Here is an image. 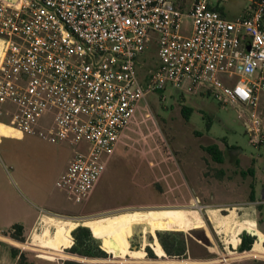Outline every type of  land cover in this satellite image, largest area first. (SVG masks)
Here are the masks:
<instances>
[{
  "label": "built area",
  "instance_id": "1",
  "mask_svg": "<svg viewBox=\"0 0 264 264\" xmlns=\"http://www.w3.org/2000/svg\"><path fill=\"white\" fill-rule=\"evenodd\" d=\"M248 1L229 21L210 0H0V119L75 147L55 186L77 204L92 195L139 106L168 86L234 107L258 146L264 0ZM153 42L157 55L142 62Z\"/></svg>",
  "mask_w": 264,
  "mask_h": 264
},
{
  "label": "rangeland",
  "instance_id": "2",
  "mask_svg": "<svg viewBox=\"0 0 264 264\" xmlns=\"http://www.w3.org/2000/svg\"><path fill=\"white\" fill-rule=\"evenodd\" d=\"M210 4L234 21L249 1L210 0ZM191 31L192 21L186 17L183 33L190 35ZM3 45L0 39V56ZM157 51L153 42L141 61L149 63ZM144 73L138 70L141 80ZM260 102L264 125V92ZM184 108L191 111L188 120ZM48 123L49 116L43 121ZM0 134L15 137L0 143V235L30 242L29 249H23L0 239V257L8 253L15 258L12 253L16 252L18 264L74 261L51 254L47 239L64 225L73 224L92 229L100 249L116 260L88 264H155L151 259L164 254L157 233L170 235L182 256L166 254L186 259L179 264H264V234L260 231H264V143L254 146L237 110L214 95L188 94L168 86L148 96L110 158L95 194L81 204L55 186L75 147L51 143L2 123ZM214 144L224 154L222 164L203 149ZM86 147L82 144L79 149ZM249 168L255 175L243 176ZM252 184L255 201L250 198ZM20 200L27 205L34 202L31 215L33 210L39 212L23 241L12 237V227H5L8 210L18 206L27 210ZM48 210L68 215L56 216ZM245 231L256 233L259 240L251 252L243 254L239 246ZM72 232L66 241L72 244L74 240V245ZM104 252V258H109Z\"/></svg>",
  "mask_w": 264,
  "mask_h": 264
},
{
  "label": "trees",
  "instance_id": "3",
  "mask_svg": "<svg viewBox=\"0 0 264 264\" xmlns=\"http://www.w3.org/2000/svg\"><path fill=\"white\" fill-rule=\"evenodd\" d=\"M215 10L221 12L218 8H215ZM190 112L191 111L187 108L183 109V114L187 120L190 117ZM203 149L207 154L211 156L213 161H215L216 163L222 164L224 162V154L218 145L214 144V145L206 146ZM248 174L254 176L255 172L252 168H249L246 172H242L243 176H247ZM255 197H256V187L254 184H252L250 198L253 201H255L254 200ZM72 233L75 239V244L73 245L74 243L73 240V243L71 245H62L59 248V253L62 260H74V261H67L65 264L116 262L114 255L102 247V249L110 255L109 258H104L107 257V255L104 251L100 249L99 244L93 239L94 232L92 229L81 226V227H77ZM23 234H24V230L22 226L15 225L13 227L12 237L16 238L17 240L23 241L22 240ZM158 236H159V240L163 245L162 248H164L163 249L164 254L162 256H158L156 259H151L155 264H179L186 261V259H176V258L168 257L167 254L171 257L174 256L180 257L182 256V254L178 253L175 250L176 244L171 241L170 235L158 234ZM0 239L10 243L15 247L27 249L26 247L27 243H22L12 238L4 237L2 235H0ZM256 244H257V237L252 236L247 232H244L241 236V244L239 246V252L243 254L249 253L254 249ZM69 249H71L70 250L71 253L68 252ZM13 254L16 258L18 257V254L16 252H13ZM150 254L152 255L151 252ZM80 262H84V263H80Z\"/></svg>",
  "mask_w": 264,
  "mask_h": 264
},
{
  "label": "crops",
  "instance_id": "4",
  "mask_svg": "<svg viewBox=\"0 0 264 264\" xmlns=\"http://www.w3.org/2000/svg\"><path fill=\"white\" fill-rule=\"evenodd\" d=\"M210 7L212 8L211 4H210ZM215 9V8H214ZM201 94H204V93H201ZM0 123L4 124V125H7L5 121H3L2 119H0ZM8 126V125H7ZM9 127V126H8ZM11 128V127H10ZM13 129V128H12ZM6 139H15V137H9V136H5V135H1L0 134V143L3 142L4 140ZM66 170V168H65ZM63 170L60 175L65 171ZM59 175V176H60ZM58 176V177H59ZM103 177V176H102ZM102 179V178H101ZM101 181V180H100ZM99 181V183H100ZM98 183V185H99ZM98 185L96 186L95 190L93 191L92 195L90 196L93 197V195L95 194L97 188H98ZM262 193V192H261ZM263 195V199H264V193H262ZM20 202L22 203L21 205H24L25 208L27 210H23L21 211V209H19V206L14 209L13 211L12 210H8L6 213H5V216H6V221L7 224L5 227H13L15 225H20L23 227V230L24 232L26 233V231L30 230L33 225L35 224L36 220H37V217H38V213L39 212H35L33 209L32 211V215L30 214V206L31 208H33L35 206L34 202H30L31 204L30 205H27L25 202H23V200H20ZM256 203V202H254ZM261 204H264V202H262ZM260 205V204H259ZM35 208V207H34ZM255 206L252 207L253 210V214H256V211H255ZM49 213H51L52 215H56V216H60V215H68V214H64V213H60V212H57V211H50L48 210ZM14 214V215H13ZM30 215H31V218H30ZM13 216H15V218H13ZM13 218V220H12ZM55 218V217H53ZM15 219V220H14ZM57 220H62V221H69V222H74L72 219H69V220H63V219H58V218H55ZM256 221H257V226H258V220L257 218H255ZM31 223V224H30ZM65 226V227H64ZM63 228H61L60 231H56L54 233H51L50 236H48L47 234V239H49V244H48V247L51 248V251L53 255H56L58 256L61 260V256H60V253H59V248L62 246V245H71L70 242L66 241V238H67V233H71L72 231L75 230V226L72 224V225H64ZM259 229V227H258ZM260 230V229H259ZM263 234H264V231L263 230H260ZM1 233V232H0ZM241 244V243H240ZM29 245H30V242H28L26 244V247L27 249H29ZM0 253H1V250H0ZM13 254V253H12ZM14 263V264H18V258H13L11 256V254H3V256L0 257V263L1 264H10V263Z\"/></svg>",
  "mask_w": 264,
  "mask_h": 264
},
{
  "label": "water",
  "instance_id": "5",
  "mask_svg": "<svg viewBox=\"0 0 264 264\" xmlns=\"http://www.w3.org/2000/svg\"><path fill=\"white\" fill-rule=\"evenodd\" d=\"M12 1H17V0H12ZM136 227H138V226H135L134 228H136ZM245 232H247L248 234H250V235H252V236L257 237V241L259 240V237L257 236L256 233H254V232H250V231H245ZM157 234H159V233H157ZM78 262H79V261H78ZM83 263H84V262H83ZM86 264H88V263H86Z\"/></svg>",
  "mask_w": 264,
  "mask_h": 264
}]
</instances>
